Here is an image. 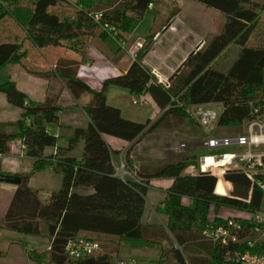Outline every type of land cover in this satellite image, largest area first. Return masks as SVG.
Here are the masks:
<instances>
[{"label":"trees","instance_id":"obj_1","mask_svg":"<svg viewBox=\"0 0 264 264\" xmlns=\"http://www.w3.org/2000/svg\"><path fill=\"white\" fill-rule=\"evenodd\" d=\"M197 1L222 12L225 20L217 32L184 58L167 84L144 63L145 49L140 47L125 68L105 77L101 86L95 88L78 74L86 59L87 42L94 43L107 58L118 63L129 54L128 48L136 40L131 23L139 18L141 10L158 0H0V21L6 16L18 21L36 45L67 43V47L82 50L79 60L58 57L53 68L27 70L46 80L59 77L70 91L69 103L51 93L43 99L31 98L13 78L0 79L6 100L20 108L16 118L0 120V155L11 153L12 141L18 140L31 161L25 170L7 171L0 158V173L21 176L20 181L12 183L15 187L0 219V229L42 235L49 240L46 249L28 253L27 264H116L115 257L125 244L156 247L159 255L151 264H240L235 253L245 249L248 239L254 236L253 223L241 219L243 228L238 239L227 243L214 240L203 231L223 222L222 216L209 218L211 206H244L251 179L242 170L231 168L225 172L232 188L222 194L215 190L213 174L187 170L196 162L195 155L167 161L151 171L133 166L131 170L137 177H131L120 175L110 159L70 152L79 140L88 137L91 129L132 141L152 130L167 114L191 115L189 108L193 104L221 103L218 125L239 126L264 114V0ZM69 3L80 5L79 13L83 14L76 13L71 18L53 9ZM252 4L260 5L261 10ZM96 13H101L100 19H94ZM175 14L176 11L168 14L164 25ZM84 18L90 19L93 30L53 34L66 26H85L88 23L81 20ZM155 34L145 38L147 45ZM89 35L90 39H85ZM122 41H126L125 45ZM233 46L234 53L226 67L216 65L215 59ZM25 53L20 41L0 40V70L21 61ZM110 84L124 86L133 95L148 94L162 114L155 121L124 116L120 107L107 101ZM83 91L92 94V99L81 105L86 122L74 126L66 144H59V135L48 131L46 122H58L60 112L77 104ZM48 146L54 150L47 152ZM47 165L60 174L61 181L44 199L41 189L29 184V178ZM151 177L171 179L164 187L161 204L154 207L156 214L147 201ZM107 192H113V211H93L94 196ZM183 196L190 198L189 204L182 201ZM76 235L98 241L101 248L92 254L70 256L66 244Z\"/></svg>","mask_w":264,"mask_h":264},{"label":"rangeland","instance_id":"obj_2","mask_svg":"<svg viewBox=\"0 0 264 264\" xmlns=\"http://www.w3.org/2000/svg\"><path fill=\"white\" fill-rule=\"evenodd\" d=\"M53 9L59 12L61 16L70 17L71 15H76V13L80 12V5H74L70 3L55 5ZM132 11H134V9ZM132 11L128 10V13H131ZM173 11H176V17L174 18V21H172L173 25H171L170 23L166 26V29L171 30L172 32L170 34L167 33V35L164 34L160 38V41L164 40L163 44L161 45V43L158 42L157 45L160 46H158L155 50L148 52L149 45H147L148 41H146L145 38L150 36L149 34L151 32V28L153 27L154 17H156V24L154 25L156 28H154L157 29L162 26L168 14ZM140 12L142 14L139 15L138 19H135L131 23L130 30L133 34L136 35V37L144 38V41H142L140 45L141 48L145 49V52L143 54L144 58L146 56L145 54H150L147 56L148 58L150 57V59H148V61L144 63H146L150 68L153 64H155L162 72H165L167 75H169L170 72L174 73L179 64H181L179 63L178 58L182 56L183 52L181 51V47L177 44H182V47L187 48L186 46L190 44V40H188L190 38L191 41H194L193 45L198 46L200 45V43L207 41L212 36V33L217 32L225 20V16L222 12L210 6H206L197 0H158V3H153L151 7H147ZM81 20H83V22H87L88 24H85V26H79L77 28L70 27L63 32L55 31L53 32V34L76 33L83 28H85V30H93L89 27V23L91 22L89 18H84ZM187 33L189 34V36H187ZM11 38L20 41L25 48L26 53L21 61L12 63L2 68L0 70V79H5L6 77L17 78V85L22 84L21 75L18 74V69L20 70L23 68V70L26 71L28 69L33 71H36L37 69L43 70L44 68H38L33 64L43 62L44 58L51 59L58 53L50 52L46 48V52L48 51V53L45 54L44 51L41 50L35 51L33 47H36V44L32 42V40L27 36L25 28L18 21L12 19L10 16H6L0 21V40ZM85 39H88V36ZM173 43L175 44L172 46ZM62 45L67 47L68 44L66 43ZM68 49L71 48L69 47ZM74 50L77 51V55L74 53H70V51H64V54H73L75 56L73 57V59H81V48L78 47ZM233 53L234 46L233 49L232 47H230L228 50L223 52V54L217 57L214 63L218 66H221L222 68L226 67L228 59L233 55ZM130 57L131 56L127 54L124 58L121 59V61L116 64L114 63L115 66H117L120 70L123 69V64L126 60H129ZM84 60L88 61L89 59H87L86 57V59ZM30 97L34 98V96L32 95H30ZM106 98L108 101L115 102L122 106L124 116L134 118L135 120L143 121L147 117H149L152 121H155L162 114V110L154 103H152V101H148L147 96L133 95L124 86L116 84L108 85L106 89ZM133 98H136L137 101L134 102ZM61 100L69 103L71 102V96L69 95L67 97V95L63 94ZM210 106L216 108L218 112H220L222 109L221 103H213ZM193 107L196 106H190L189 109H193ZM66 109L65 110L68 113L77 114L78 120L81 116L86 120V115L79 103L71 104V106L67 107ZM19 110L20 108L18 106L11 104L6 100L4 92L0 90V119L15 118L18 115ZM46 124L48 127V131L55 130L56 124L54 122H46ZM245 130L246 129L242 124L238 126L233 124L218 125L216 123L213 124L212 128L206 129L202 127L199 124L197 118L192 115L176 116L173 114H167L163 118H161L159 122L156 123L152 130L138 135L135 139L127 143V145L123 148L121 161L128 164L131 160H136L139 162L141 170L148 168L151 171L153 169L161 167L167 161L175 160L186 155L196 156L198 152L212 153L224 149L242 150L245 147L239 145H229L218 147L215 149H209L201 143L202 140L208 136H235L237 134L245 133ZM58 135L60 140L64 138L63 131H61V134L59 133ZM12 144V152L19 155V157L22 156L20 155L22 149L19 145V141L13 140ZM262 146L264 147V145ZM85 150L86 149H83V151ZM73 152L75 153L77 151L74 150ZM87 152H89V149H87ZM93 152L96 156H105L104 152L100 150L97 145L96 149L94 146ZM25 159L27 160V158ZM151 164H153V166H151ZM46 167L47 166H43L36 174H33L34 180L32 179L34 184H43L42 186L38 187L41 189V196L45 192L51 191V187L49 186V184L51 183V174ZM58 175L59 179L61 180V176L59 173ZM55 177L56 176H54V178ZM0 183L6 185L11 182L7 180H0ZM0 196L7 197V191L0 188ZM11 196L12 193L8 195V199L5 202L4 198L0 200V219L4 216ZM250 196L252 199L251 203H249L250 206L256 207L259 205H264V193H262L258 186L252 187ZM101 198L104 199L101 200L104 202L102 209L107 211L109 207L108 205L109 203H111V199H108L107 196H102ZM98 201L99 200L96 199L95 204H97ZM229 208H232L233 210H230V213H227L223 216H237L243 211L242 208ZM214 209L216 211H214V213L215 215H217V209L215 207ZM222 211L224 212V210ZM210 214L211 216L215 217L213 213ZM10 238L12 240V245L9 250L5 252V254L0 255V264L29 263V259L27 257L28 253L32 250L38 249V247H34V245H31L32 243L30 241H23L21 238ZM46 248L47 247H41L39 249ZM127 253L128 251H125V248H122L119 254L115 257V261H117L116 264H119L120 259L124 260L130 258L126 255ZM151 260L141 259L140 262H144L142 264H151Z\"/></svg>","mask_w":264,"mask_h":264},{"label":"crops","instance_id":"obj_3","mask_svg":"<svg viewBox=\"0 0 264 264\" xmlns=\"http://www.w3.org/2000/svg\"><path fill=\"white\" fill-rule=\"evenodd\" d=\"M152 5L153 4H150L149 7H151ZM251 6H253L256 10H261L260 5L252 4ZM70 17L74 18V15H71ZM175 17H176V14L172 17V19L169 21L168 24L171 23V25H173L172 21H174ZM155 18L156 17H154L153 27L151 28L150 33L156 32V33H158V35L156 37L155 36L152 37V41L148 47L149 48L148 52H151V51L155 50L158 46H160V45H157L158 42L161 43V45H162L164 40L160 41V38L164 34L167 35V33L170 34L172 32L171 30L166 29V26L168 24L164 25L163 22H162L163 24H162V26H160V28L155 29L156 28L154 26L156 24ZM68 28H70V27L66 26L63 29H57L55 31L63 32L64 30H67ZM214 33H212V35ZM187 36H189L188 33H187ZM89 39H90V35L88 36V40ZM188 40H190L189 41L190 44L188 46H186L187 48L182 47L183 46L182 44H177L178 46L181 47V51L183 52L182 56L178 58L179 63H181L184 60V58L195 47H197V46L193 45L194 41H191L190 38ZM142 41H144V38L136 37V40L134 43L138 44L137 50L140 47ZM174 44L175 43H173L172 46ZM35 46L36 47H33L35 51L41 50V51H44V54L48 53V51L55 52V53L58 52L57 55L56 56L54 55L53 58H51V59L44 58L43 62L33 64L34 66H37L38 68L39 67L44 68L43 70L53 68L54 64L56 62V59L58 57H67V58L75 57L73 54H67V53L64 54V51H66V52L70 51V53H74L77 55L76 50H74L72 48L68 49L69 47H66L62 44H47V45H43V46H37V45H35ZM58 46H59V48H58ZM48 47H49V49H48ZM45 48L48 50L47 52H46ZM41 51H39V52H41ZM85 55H86L87 59H89V60L88 61L84 60L82 62V64L80 65V67L78 69V74L83 80L88 82L92 87L99 88L105 77L111 76V75H116L121 71L92 42H87V45L85 48ZM145 55L146 56L144 58V62H147L148 59H150V57L148 58L147 56L150 54L147 53ZM127 64H128V60H126L125 63L123 64L124 65L123 68H125ZM151 68H152L153 72L158 76L159 80L164 82L165 84L168 83L169 77L173 74L172 72H170V74L167 75L165 72H162L159 69V67L156 66L155 64H153L151 66ZM18 74L21 75V83H22L18 86L20 88H22L29 96L32 95V96H34V98L37 97L35 99H43L48 93L54 94L58 98V100H61L63 94L67 95V97L70 95V91L64 85V82L57 76L55 79L46 80V79H43L41 77H37L35 75H32L30 72L23 70V68L20 70L18 69ZM13 79L17 82V80H16L17 78H13ZM144 96H147L148 101L150 100V101H152V103L155 104V102L152 100V98L148 94H144ZM91 99H92V94L89 91H83L79 95L77 101L81 106V105L87 103ZM108 102L120 107L121 112L124 115L123 110H122V106H120L119 104H117L115 102H110V101H108ZM213 103H219V102H206L205 104L211 105ZM193 105H196V104H193ZM66 110L60 112L59 121L54 122L56 124L55 130H50L55 134H59V133L61 134V131H63L64 138L61 140L59 139V144H66V142H67L66 137L69 134H71L72 128L74 126L82 125L86 122V120L82 116L78 120L77 114L68 113V112H66ZM9 119H14V118L0 119V120H9ZM132 119H134V118H132ZM46 128H48L47 124H46ZM203 140H202L201 144H203ZM129 142L130 141H125L120 137H117V136H114L111 134H107V133H101L95 129H91L88 137L86 139L79 140V142L75 145V147L70 152L74 153L73 151L76 150L77 152H75L74 154L77 156H81L83 154H86L87 156H90V157L99 158L101 156H99V155L96 156L95 153L93 152L94 146L96 149V145H97L98 148L104 152V155H105L104 157L113 161V163L115 164V168H116L117 172L120 175L125 174V176H126L127 173L132 169L131 168L132 166H136L138 168L140 167L138 161H136V160L132 161L131 160L130 163H128L124 169L120 168L121 154H122L123 148ZM83 149H86V150L83 151ZM87 149H89V152H87ZM52 150H54L53 146L46 147L47 152L52 151ZM204 154H207V153H199L198 152L196 154V159L199 156L204 155ZM20 155H22V156L19 157V155L15 154L14 152L6 154L2 159L3 168L7 171H19V170H25L26 168H28V166L30 165V162H31L29 157L26 156L23 151H21ZM23 156L25 158H27V160ZM151 166H153V164H151ZM46 168L49 170V172L51 174V180H50L51 183L49 184V186L51 187L50 190L55 189L60 185L61 180L59 179V175L57 172H55L53 170V168L51 166L47 165ZM145 169L149 170L148 168H145ZM37 172H35L34 174H36ZM54 176H56V177L54 178ZM33 178H34L33 175L30 176L29 184H31L34 187H40L43 185V184L41 185L40 183L34 184V182L32 181ZM170 180H171L170 178H166V177H151L150 178L151 185L147 189V201L151 207V211L153 214H156L154 207L156 205L161 204L162 193L164 191V187L170 182ZM14 187L15 186L12 184V182L8 183L6 185H3V183H0V188L5 189L7 191V197L6 196L5 197L0 196V200H2L4 198V202H5L8 199V195H10V193H12V191L14 190ZM47 192L49 193V191H47ZM47 192H45L44 194H48ZM102 196L103 197L107 196L108 199L109 198L111 199V203H109V205H108L109 207H108L107 211L102 209L103 205H104V202L101 201V200H104L103 198H101ZM96 199L99 200L97 202V204H95ZM182 201L185 204H189L191 200L189 197L183 196ZM91 209L95 212H100V213L112 212L113 211V192H107V193L95 195L93 198L92 204H91ZM216 209H217V215H219V216L220 215L221 216L226 215L227 213H230V210H233L232 208L225 207V206H220ZM222 210H224V212ZM214 211H215L214 207L211 206L209 209V218H213V216H211L210 213H213V215H215ZM10 237H17V238H21L23 241H30L32 243L31 245H34V247H38V248L48 247V245H49V240L47 239V237L42 236V235H33V234H26V233H22V232L7 230V229H0V253L5 254V252L8 251L9 248L11 247L12 240ZM122 248H125V251H128V253L126 255L130 257L129 259H133L137 263L139 262L138 264L144 263V262H142V263L140 262L141 259H146V260L156 259L159 255V250L156 247H140V246H132L129 244H125L122 246Z\"/></svg>","mask_w":264,"mask_h":264},{"label":"built area","instance_id":"obj_4","mask_svg":"<svg viewBox=\"0 0 264 264\" xmlns=\"http://www.w3.org/2000/svg\"><path fill=\"white\" fill-rule=\"evenodd\" d=\"M101 13H96L94 19H100ZM109 28L112 25L105 24ZM158 33L155 34V37ZM125 45L126 41L121 42ZM137 43H133L128 48V53L134 57L137 52ZM136 102V98H133ZM199 103L189 109L190 114L197 118L199 124L204 128H212L218 120L219 113L216 108L210 105ZM257 111V109H256ZM245 133L235 136H208L203 140V144L209 149L218 147L239 145L244 146V149L231 150L224 149L212 153H207L199 156L194 164L187 166V170L191 172L207 171L216 177L215 190L218 193L228 194L232 188V182L225 178V172L228 169L236 168L245 172L251 179V187L258 186L264 193V114L253 119L243 122ZM3 155L0 158L3 159ZM127 163H120V168L124 169ZM125 175V174H123ZM127 175L137 177L135 171L130 170ZM221 183V188L218 189V184ZM44 199L47 194L42 195ZM244 206L242 212L237 216H222L223 222L212 224L205 229L203 233L208 237L218 240L221 243H227L229 240H237L239 231L243 228L240 221L245 219L254 224V236L247 241V247L243 250H238L235 255L240 264H264V205L256 207L250 206L252 199L249 195L243 199ZM100 244L96 240L76 235L69 239L66 244V251L72 257H80L87 254L95 253L100 249ZM119 264H137L133 259L119 260Z\"/></svg>","mask_w":264,"mask_h":264},{"label":"water","instance_id":"obj_5","mask_svg":"<svg viewBox=\"0 0 264 264\" xmlns=\"http://www.w3.org/2000/svg\"><path fill=\"white\" fill-rule=\"evenodd\" d=\"M20 179H21V176H19V175H7L5 173H0V180H7L9 182L16 183V182L20 181Z\"/></svg>","mask_w":264,"mask_h":264},{"label":"bare ground","instance_id":"obj_6","mask_svg":"<svg viewBox=\"0 0 264 264\" xmlns=\"http://www.w3.org/2000/svg\"><path fill=\"white\" fill-rule=\"evenodd\" d=\"M261 138H264V136H261ZM221 188V183L218 184V189Z\"/></svg>","mask_w":264,"mask_h":264}]
</instances>
